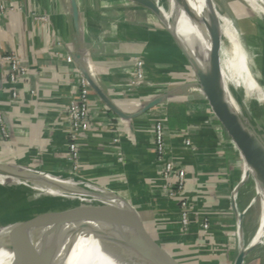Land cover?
Returning a JSON list of instances; mask_svg holds the SVG:
<instances>
[{
	"label": "crops",
	"instance_id": "1",
	"mask_svg": "<svg viewBox=\"0 0 264 264\" xmlns=\"http://www.w3.org/2000/svg\"><path fill=\"white\" fill-rule=\"evenodd\" d=\"M75 1L78 23L71 0H12L16 9L0 24V44L19 54L30 69L14 86L0 62V120L7 132L4 137L0 125V164L72 176L66 111L80 90L78 71L85 72L129 119L114 113L93 91V127L79 137L78 175L131 204L154 240L181 264H236L240 249L233 232V188L242 164L238 160L231 166L237 157L231 138L200 89L183 38L165 13L156 15L129 0ZM33 12L49 15L50 24L36 22ZM138 60L145 81L130 91ZM160 121L169 135V158L188 174L183 195L191 208L187 232L181 223L182 197L168 198L164 192L154 148ZM21 180L0 182V190L8 183L23 189L27 180ZM12 208L0 211L45 224L29 209L21 215ZM206 218L208 231L201 228Z\"/></svg>",
	"mask_w": 264,
	"mask_h": 264
},
{
	"label": "bare ground",
	"instance_id": "2",
	"mask_svg": "<svg viewBox=\"0 0 264 264\" xmlns=\"http://www.w3.org/2000/svg\"><path fill=\"white\" fill-rule=\"evenodd\" d=\"M247 1L256 13L264 16V0ZM158 5L165 13V18L170 21L173 20L178 34L198 56L201 55V31L199 23L191 17V13L199 14L202 11L206 12L208 9L215 44V67L218 82L234 110L244 118L250 117L253 120H260L261 110L259 104L264 100V95L257 89L255 80L250 77L244 59L242 57L240 59L242 53L234 29L225 25L223 20L217 17L214 0H209L208 6L204 0H161L158 1ZM231 85L236 87L242 85L246 88V91H244V105L240 104ZM240 155L242 166L234 196L237 200V190L245 181H248L252 186L253 200L251 207L255 206L258 198H261V212L248 244H245L242 229H238L239 235L242 236L239 249L242 253H245L246 260L253 241L262 244L264 247V179L256 165L243 152L240 151ZM8 179L15 183H21V179L31 181L35 189L51 193L54 196L70 193H73L74 196L69 199H58L50 196L48 203L45 204L30 202L26 198L20 199L18 203L0 202V207H15L22 204L45 223H39L34 219L14 213L0 211V233L18 227H40L45 230H54L59 227L60 230H73L87 234L81 236L78 240L80 241L78 243L79 247L77 246L78 249L71 254H57L34 249L7 250L0 247V264H118L101 253L98 235L103 231L121 229V227L124 229L126 227L124 218L111 208V206H115L127 210L126 205L109 200L108 202L111 204H107L99 200L96 196V187L81 180L43 176L23 171L16 166L0 164V182H6ZM45 184L55 186V188H48L44 186ZM35 197L40 199L41 196L36 195ZM241 218L242 215L238 214V219ZM105 237L108 238L109 235H105ZM116 246L134 257L145 256L136 242L123 235L118 238Z\"/></svg>",
	"mask_w": 264,
	"mask_h": 264
},
{
	"label": "water",
	"instance_id": "3",
	"mask_svg": "<svg viewBox=\"0 0 264 264\" xmlns=\"http://www.w3.org/2000/svg\"><path fill=\"white\" fill-rule=\"evenodd\" d=\"M129 1L149 9L156 15L161 16L164 14L156 0ZM204 1H206L208 6L209 0ZM72 10L74 18L78 23L79 9L75 0L72 1ZM191 17L200 25L202 38L200 42L201 55L198 56L184 39H182V48L197 76L200 89L214 110L216 116L227 130L229 136L235 141L239 150L256 165L264 179V141L254 129L248 118H244L234 110L229 100L226 98L216 76L215 44L210 26L208 9L206 12L202 11V13L200 12L199 14H194V12H192ZM171 22L172 25L175 26L173 20H171ZM83 74L102 102L121 118L129 119V116L118 110L110 98L104 94L97 83L91 79L88 74L85 72H83ZM148 107L146 106V109ZM43 176L53 175L43 174ZM95 187H98L104 195L103 200H99L107 204H111L108 200L119 202L127 207V210H123L111 206L115 212L124 218L126 227L124 229L121 227V229L118 228L110 231H103V233L98 235V241L100 243L99 248L104 256L106 255L118 264H180L173 255L165 249V247L161 246L156 240H154L146 229L140 215L131 204L119 195L110 192L99 185H95ZM58 228H55L54 230H45L40 227H18L9 229L0 233V247L7 250L34 249L57 254H71L78 249V243H80L78 240L81 236L87 234H82V232L73 230H60ZM105 235H109V237L106 238ZM122 235L136 242L145 256L134 257L116 246L118 238ZM244 261L245 253L241 252L236 260V264H244Z\"/></svg>",
	"mask_w": 264,
	"mask_h": 264
},
{
	"label": "rangeland",
	"instance_id": "4",
	"mask_svg": "<svg viewBox=\"0 0 264 264\" xmlns=\"http://www.w3.org/2000/svg\"><path fill=\"white\" fill-rule=\"evenodd\" d=\"M214 5H215V12L217 17L220 18V20H223L225 25L234 29L235 33L237 34V39L240 43V51L242 53V55H240V59L241 57L242 59H244L245 62L244 64L248 66L247 68L249 70L250 77L253 78V80H255L257 89L261 92L262 95H264L263 94L264 93V16L256 13L255 9L252 8L251 5H249V2L247 0H214ZM231 88L235 92L240 104L244 105L245 104L244 91H246V88L242 85L240 87L231 85ZM259 109L261 110L260 120H253L250 117H246V118H248L250 123L253 125L254 129L257 131V133L264 141V100L259 104ZM230 146L232 150H235L234 152L237 156L236 159L232 160L231 166L232 167L237 166L238 160H240V165H241L242 162L240 158L241 157L240 150L232 138H231ZM57 177L80 180L76 178L77 176L75 177L74 175L68 177L66 176H57ZM238 178H239V174H238ZM236 183L238 184V181L235 182L233 190H235L237 186ZM25 184L26 185L22 184L21 186H23L24 188L20 189V188H16L17 184L15 185V187H13L12 183H8L6 186H4L3 189L0 190V202L3 201L14 202V200H17L19 198H26V200H29L30 202H42L45 204L48 203L50 196L51 197L54 196L51 193L41 192L35 189L31 181H25ZM44 186H47L48 188H55V186H49L46 184ZM251 188L252 186L250 182L245 181L237 190L238 199L235 201V216L237 220L233 232L235 233V238L237 234L239 240V247L241 245L242 236L239 235L238 229H242L243 231L242 234H244L245 244H248L250 236H252V234L255 231L257 220L261 212L260 211L261 198H258L255 206L251 207V203L253 200ZM96 190H97L96 196L99 199L103 200L104 195L102 191L98 189V187L96 188ZM36 195L41 196L40 199H36L35 197ZM72 196H74L73 193L67 195L66 194L55 195L54 197L58 199H63V198L69 199ZM12 209L14 212H17L21 215L22 214L24 215L26 213L23 212V210H25V206L23 205H16ZM238 214L242 215V218L240 220L238 219ZM158 244L162 246L160 242H158ZM240 253L241 251L238 252V255ZM177 261L178 263L181 264L179 260ZM244 264H264V247L262 244H259L255 241L252 242V246L248 251V255L246 260L244 261Z\"/></svg>",
	"mask_w": 264,
	"mask_h": 264
},
{
	"label": "built area",
	"instance_id": "5",
	"mask_svg": "<svg viewBox=\"0 0 264 264\" xmlns=\"http://www.w3.org/2000/svg\"><path fill=\"white\" fill-rule=\"evenodd\" d=\"M16 9L12 0H0V24L6 19L9 12ZM36 22L43 25L50 24V16L47 14H41L33 12L31 16ZM70 63L73 62L71 56L68 57ZM0 62L4 64L7 69V78L12 85H17L20 80L25 79L30 69L24 64L22 58L16 52H7L0 44ZM80 90L77 97L74 98L67 107V120L69 124V140L66 150L67 159L72 165V176L92 184L95 183L85 180L82 176L78 175L80 164V149H79V137L82 133L92 129L90 122V110L92 105L93 89L83 74L78 71ZM145 81V72L142 61L138 60L134 66V69L130 75V91H137ZM13 99H17L19 94L16 89L12 92ZM102 101V100H100ZM108 107V106H107ZM2 129V135L7 137L6 129L3 125V121L0 120ZM187 145H191V141H186ZM169 135L163 122H158L155 126L154 134V148L157 155V161L162 166V175L165 180L164 192L168 198H181L180 200V215L181 223L185 232L189 231L191 224V208L187 199L183 198L184 192L188 183V174L185 168L179 166L168 156L169 150ZM235 191V190H234ZM234 205L236 198L234 196ZM211 227L210 221L206 218L202 221L201 228L204 231H208Z\"/></svg>",
	"mask_w": 264,
	"mask_h": 264
}]
</instances>
